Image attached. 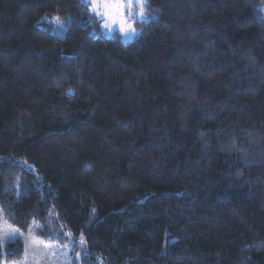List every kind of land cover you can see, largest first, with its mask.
Segmentation results:
<instances>
[{"label":"trees","instance_id":"obj_1","mask_svg":"<svg viewBox=\"0 0 264 264\" xmlns=\"http://www.w3.org/2000/svg\"><path fill=\"white\" fill-rule=\"evenodd\" d=\"M263 6L144 0L122 43L82 0H0V220L80 264H264Z\"/></svg>","mask_w":264,"mask_h":264},{"label":"rangeland","instance_id":"obj_2","mask_svg":"<svg viewBox=\"0 0 264 264\" xmlns=\"http://www.w3.org/2000/svg\"><path fill=\"white\" fill-rule=\"evenodd\" d=\"M123 2L126 3V0H123ZM90 7L91 5H89V8ZM101 11H105V9H101ZM140 11L141 8L135 6L131 9L122 11V16L127 19V24L121 25L118 23L121 17L116 15L117 22L111 24L109 29H105L102 26L105 23L103 17H95L100 20L99 28L106 38L111 37L113 33H118L121 42L128 43L132 41L137 34L136 24L142 23L131 18L129 16V12L139 13ZM262 11L264 12V6ZM89 12L92 14L91 11ZM113 14L115 15V13ZM143 22H146V19H144ZM128 25H131L136 30L135 35L131 33L126 35L121 31L122 27H127ZM14 240L21 242L23 246V253L19 260L9 264H80L79 259L82 255V245L79 241L70 240L64 245H59L54 242H46L36 235L35 228H31L24 233L11 226L5 219L2 218L0 220V245L3 246L5 243Z\"/></svg>","mask_w":264,"mask_h":264},{"label":"snow or ice","instance_id":"obj_3","mask_svg":"<svg viewBox=\"0 0 264 264\" xmlns=\"http://www.w3.org/2000/svg\"><path fill=\"white\" fill-rule=\"evenodd\" d=\"M82 3L94 16L104 18L105 23L102 26L105 29H109L111 24L117 22L116 15L121 17L118 23L121 25L127 24V19L122 16V11L131 9L134 6L140 7L141 11L139 13L129 12V16L138 22H143L146 19V13L143 11L144 0H126V3L123 0H82ZM89 5H91L90 8ZM101 9H105V11H101ZM54 19L58 24L63 23L59 17H55ZM121 31L126 35L129 33L136 34V30L131 25L122 27ZM69 93H71V89H69Z\"/></svg>","mask_w":264,"mask_h":264}]
</instances>
